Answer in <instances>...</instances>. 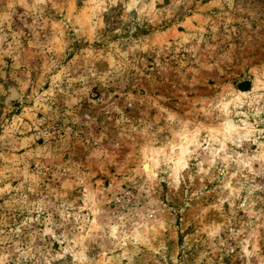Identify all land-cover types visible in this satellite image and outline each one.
Returning <instances> with one entry per match:
<instances>
[{"label": "rangeland", "instance_id": "obj_1", "mask_svg": "<svg viewBox=\"0 0 264 264\" xmlns=\"http://www.w3.org/2000/svg\"><path fill=\"white\" fill-rule=\"evenodd\" d=\"M261 2L264 3V0ZM117 7L119 11H101L88 0H75L72 14L77 18V27L84 29L82 35L72 30L63 32L58 21L67 15V11L57 13L52 5H48L45 12L40 13L35 26L33 17L25 18L27 25L33 27H25L19 16L12 14L8 9V0L0 8V23L4 26L3 35L6 36L0 45V84L4 85L6 98L12 104V111L6 112L3 104L5 97L0 96V117L11 123L13 116H21L23 113V123L28 124L29 129L21 140L27 141V147H21L15 154L24 156L26 152L34 153L29 157L30 173L35 172L38 163L47 165L56 154L59 159L52 163L57 166L61 163L69 166L87 163L93 152L103 160L105 154L110 156L115 151L113 145L121 138L125 128L130 124L133 127L143 124L139 119L142 114L148 116L149 122H155L158 128L164 129L167 120L161 119L165 115L161 109L170 108L179 116H187L193 105L199 107L197 102L206 99L208 93L214 95L222 90L215 82L217 76L224 79L225 83L231 80L240 92H250L254 88L253 81L256 77L245 80L244 72L251 73L257 62L264 68V38H261L264 37V24L249 26L246 21L250 14L240 10V0H232L231 4L228 0H180L174 7L173 0H163V3L156 5L163 12V19L155 25L145 21L146 26H137L136 32L126 30L119 35L106 26L108 23H123V5ZM17 11L24 12L26 9L17 5ZM110 12L114 15L110 16ZM131 15L134 16L135 13ZM49 16L52 17L51 20ZM97 18L105 26L95 29L94 35L93 25ZM127 27L126 25L125 28ZM18 32L20 34L17 36ZM97 35L102 38L97 39ZM142 38H147L151 47L130 52L131 41ZM73 40L76 41L75 44L72 43ZM113 45L118 50L115 56ZM11 48H17V53L9 54ZM119 52L128 53L127 60L132 65L125 71L129 83L123 91L115 87L105 88L99 82L89 86L72 75L74 65L83 64L92 57H98L93 66L103 65L109 68L114 59L120 58ZM233 56L236 57L231 61L233 67L222 68L220 62L225 57ZM21 73L30 76L37 83L35 99L25 105L32 109L30 112L21 108L16 95L17 89L10 87L15 83V77ZM256 83L260 81L257 80ZM177 89L180 90L179 93ZM129 91L131 95L128 94ZM32 93L33 89L29 88L26 95ZM133 116L137 118L135 124L132 123ZM199 119L203 120L204 117L201 115ZM213 127L214 125L209 124L200 135H212ZM2 132L3 129H0V134ZM191 135H194L191 127H176L162 131L151 145L140 141L136 147L138 152L144 153L142 167L145 178L156 175L153 164L158 161L162 151L172 155L182 153ZM161 137L168 139L160 143ZM255 148L256 145L251 146L252 151ZM132 152L133 146L129 141L125 155L120 157L119 170L116 164H109L107 171L94 169L93 186L96 180L102 179L103 187L108 188L113 178L121 181L126 172H134L137 161L132 158ZM146 165H150L151 172L146 170ZM46 176L45 183L51 180V172L46 173ZM18 183L13 181L12 187L16 188ZM202 183L203 186L197 179L191 187H181L179 193H173L168 198L178 205L168 216L172 228L164 231L162 237L158 236L151 248L140 245V252L132 258L131 264H244L238 255L241 248L237 246V240L229 239L230 234L219 229L225 222V217L233 215V205L225 202L219 208L215 207L219 197L212 189L216 188L218 182L204 180ZM256 183L264 184V180L257 177ZM121 187H127V184H121ZM160 187L164 193H168L167 184H161ZM82 192L80 189L75 195ZM28 195L29 202L36 199L31 193ZM239 195L240 198L234 202L236 220L248 221L251 212L264 209V205L259 203L248 211L240 208L247 193L241 192ZM253 196L264 197V191L258 189ZM7 200L8 196L5 195L0 199V205ZM185 200L189 201L190 206L187 208L184 207ZM78 203L83 204V200ZM153 205L159 207V201L155 198ZM114 207V202L105 205V208ZM171 207L172 204L169 203V208ZM180 208H184V211L181 212ZM0 215L3 213L0 212ZM9 215L12 219H7V224L18 226L28 213L16 212ZM45 215L46 213H42L39 218L42 220ZM36 216V213H32L33 219ZM232 227L234 231L239 230L238 224H233ZM213 230H218L220 238L227 240L223 248L217 246L214 252L204 243ZM257 231L259 255L264 256V228ZM160 240L165 245L163 257L153 250L159 247ZM52 246L55 250L61 247L59 243H53ZM129 250H132V246H129ZM99 251L97 249L93 253L98 264H104L105 261L112 264L108 257L97 255ZM112 255L119 256L123 253L117 250L116 253H109V256ZM120 264H129V260L123 259ZM251 264H259L256 257L251 258Z\"/></svg>", "mask_w": 264, "mask_h": 264}, {"label": "clouds", "instance_id": "obj_2", "mask_svg": "<svg viewBox=\"0 0 264 264\" xmlns=\"http://www.w3.org/2000/svg\"><path fill=\"white\" fill-rule=\"evenodd\" d=\"M74 2L75 0H8V9L19 16L25 27H33L35 21L40 19V13H44L48 5H52L57 13L67 11V15L58 21L59 28L63 32L72 30L82 35L84 29L77 27V18L72 14ZM88 2L101 11H119L117 6L123 5V23L106 25L117 35L126 30L136 32L137 26H146L145 21L155 25L163 19L162 10L156 8L163 0ZM228 2L231 4L232 0ZM4 3L5 0H0V8ZM179 3L180 0H173V7ZM17 5L26 11L18 12ZM240 6L243 13L250 14L246 21L249 26L264 24V3L261 0H240ZM132 13L135 15H131ZM109 15L114 13L110 12ZM26 17L34 18L33 26L27 25ZM49 19L52 17L49 16ZM103 26L105 25H101L97 18L93 34L96 35L95 29ZM4 31V26L0 23V45L6 39ZM22 31L23 29L20 30ZM19 34L18 32L17 36ZM100 38L102 37L97 35V39ZM72 43L75 44L76 41L73 40ZM150 47L147 38H142L131 41L129 51L147 50ZM113 50L115 56L118 51L115 45ZM17 51V48H11L9 54ZM127 55L128 53L119 52L120 58L114 59L109 68L103 65L93 66L98 57H92L83 64L74 65L72 75L89 86L99 82L105 88L115 87L123 91L129 83L125 71L132 67ZM234 59L235 56L225 57L220 62L222 68L233 67L231 61ZM253 76L256 80L253 81L254 88L250 92H240L231 80L225 83L221 77H215L216 84L222 90L214 95L208 93L206 99L197 102L199 107L193 105L187 116H179L170 108L161 109L165 114L161 119L167 120L164 129L158 128L155 122H149L148 116L142 114L139 119L143 124H136L135 127L130 124L125 128L121 138L113 145L115 151L110 156L105 154L103 160L93 152L87 163L72 166L61 163L57 166L52 163L59 159L56 154L47 165L38 163L34 173L29 172V157L34 153L26 152L24 156L15 154L21 147H27V141L21 140L29 129V125L23 123V113L21 116H13L11 123L0 117V121H3L0 123V129H3L0 134V199L8 196L5 204L0 205V212L3 213L0 215V264H98L96 255H93L97 249L100 250L97 255L108 257L112 264H120L123 259H128L131 264L132 258L140 252V245L151 248L158 236L162 237L164 231L172 228L168 216L178 205L168 198L173 193H179L181 187H191L197 179L201 181V186L204 180L218 182L216 188L212 189L219 197L215 207L219 208L225 202L233 205V215L226 216L219 229L230 234L229 239L237 240V246L241 248L238 255L244 264H251L252 257H256L259 264H264V256L259 255L256 240L257 230L264 228V209L251 212L248 221L236 220L234 215V202L240 198L241 192H246L247 195L244 203L239 205L240 208L248 211L257 203L264 205V197L253 196L258 189L264 191V184L256 183L257 177L264 180V127H261L264 125V68L259 62L251 73L244 72L243 79H252ZM257 80L260 83H256ZM10 87L17 89L16 95L21 108L26 112L32 111L25 105L35 99L37 83L33 78L21 73L15 77V83ZM29 88L33 89L32 95H26ZM176 91L179 93L180 90ZM128 94L131 95V92ZM0 96L5 97V111H12V104L6 98L3 84H0ZM201 115L203 120L199 119ZM136 119L133 116V124ZM209 124L214 125L211 129L213 134L201 136L200 132L205 131ZM176 127H191L194 135L186 141L182 153L172 155L162 151L158 161L153 164L156 175L145 178L142 167L144 153L138 152L136 146L140 141L151 145L162 131ZM167 139L161 137L160 143ZM129 141L133 146L132 158L137 161L135 171L126 172L121 181L113 178L108 188L103 187L102 179L96 180L93 186L94 169L107 171L109 164H116L117 169H120L119 160L125 155ZM252 145H256L255 151L251 150ZM93 156L96 158L93 159ZM48 172H51V180L45 183ZM13 181L19 182L16 188L12 187ZM121 184H127V187H121ZM161 184L168 185V193H164ZM80 189L83 190L82 194L75 195ZM29 193L36 199L29 202ZM154 198L159 201V207L153 205ZM81 200L83 204L78 203ZM113 202L114 208H105V205ZM169 203L172 204L171 208ZM183 203L185 208L190 206L188 200ZM180 211L183 212L184 208H180ZM16 212H27L28 216L18 226H9L7 219H12L9 213L14 215ZM32 213L37 214L35 219L32 218ZM42 213L46 215L41 220L39 217ZM233 224L239 225L238 231L233 230ZM53 243H59L61 247L55 250ZM158 243L159 247L153 250L163 257L164 242L160 240ZM204 243L214 252L217 246L223 248L227 240L220 238L218 230H213ZM129 246H132L131 251ZM117 250L123 255L109 256V253H116ZM207 254L208 249L205 251V255ZM104 264H108V261Z\"/></svg>", "mask_w": 264, "mask_h": 264}, {"label": "bare ground", "instance_id": "obj_3", "mask_svg": "<svg viewBox=\"0 0 264 264\" xmlns=\"http://www.w3.org/2000/svg\"><path fill=\"white\" fill-rule=\"evenodd\" d=\"M145 168H147L146 170H148V172L152 171L151 168H150V165H148V166L146 165Z\"/></svg>", "mask_w": 264, "mask_h": 264}]
</instances>
